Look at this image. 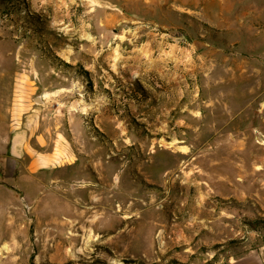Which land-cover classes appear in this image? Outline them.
<instances>
[{
	"label": "rangeland",
	"instance_id": "374dc122",
	"mask_svg": "<svg viewBox=\"0 0 264 264\" xmlns=\"http://www.w3.org/2000/svg\"><path fill=\"white\" fill-rule=\"evenodd\" d=\"M0 264H264V0H0Z\"/></svg>",
	"mask_w": 264,
	"mask_h": 264
},
{
	"label": "crops",
	"instance_id": "0c3cea01",
	"mask_svg": "<svg viewBox=\"0 0 264 264\" xmlns=\"http://www.w3.org/2000/svg\"><path fill=\"white\" fill-rule=\"evenodd\" d=\"M151 45L152 44L149 43V46H151ZM150 50L151 49L149 47V52H150ZM174 58H175V61H176V64H177V62L179 61V58H178L177 55H175ZM182 58L183 57H181V60H182ZM149 60H150L149 61L150 63H147V64L150 66L152 71H160L164 67V64L167 62L166 61V57L163 54H160L156 58H150ZM111 66H113V64ZM94 84H95L96 87L99 86V85H97L98 84L97 82H94ZM102 84H104V82H102ZM157 84H159V83H157ZM162 84H164V85L165 84H172V82H162ZM15 86H17L16 83L11 87V92H10L11 93V97H12L14 91H15L14 90ZM107 86L109 88H112V89H113V87H115L114 83H110ZM41 87H44V85L41 86ZM177 90H178V88H177ZM54 91H56V90H53V92H49L48 91V92L42 93V96L39 99L40 103L41 104H45V102L43 101L44 98H47L48 96H49L48 98H51L52 96H55ZM132 92H134V96H136L135 91L133 90ZM176 92L178 93V91H176ZM96 94L99 95V92L97 91ZM2 102H4V101H2ZM125 102L128 104L127 106H128V110L129 111H125L124 109H125L126 105L125 106L123 105V110H118L117 112L113 113V115H112L113 117L120 118L122 116V119H126L127 115L131 116V115L134 114V115H137L139 118H141V117H144V118L152 117L151 119L158 120L160 118V116H162L164 114H167V115L172 114V118L176 119V124H178L179 122L183 121V120H181V118H179V106H178V102L179 101L176 102V106H167V107H164V108H160V107H158L156 105H151L149 111L148 110H143V111L140 110L139 112L137 111L136 97L129 98L128 100H125ZM147 104L149 105L148 102H146V105ZM67 107L69 108L67 116L69 117V120H70V123H69L68 126H69L70 131H71L72 134H76L77 132L78 133L81 132L84 136L87 137L88 129L82 123V121L86 118V116H88L86 114L91 113L92 116L98 121L106 118V113H105L104 109L102 107H100V106L97 107L96 109H92L91 112L87 110L86 113L83 110L82 111H76L74 113L72 111V109H75V106L73 104H71V103ZM180 112L181 113L183 112V106L180 107ZM65 116H66V113H65ZM81 125H82V127H81ZM84 128H86V131H84ZM48 129H50V128H48ZM39 130H40V127H39ZM38 133H39V137H41V139H39V140L40 141L42 140V142H44V138H42L43 135H41L40 132H38ZM129 146L131 147V145H129ZM173 151L174 150H172L171 152H173ZM214 151L217 152L216 149ZM166 154L167 153H165V155ZM171 154H172V157L178 158V156H179L178 154H176V155H174V153H171ZM240 157H242V156H240ZM227 158H228V160H231V156L226 157V159ZM83 164H84L83 162H79L78 160H74V161L70 162L68 165H66L64 167H58V168L59 169H64V168H75L76 167L74 170L77 169L76 173L78 175H81L82 177L85 176L86 174L88 176H90L93 172L96 173L97 177H100V178L104 177L105 172H104L103 166H99L97 163H95L94 170L90 171L88 163H85L84 165ZM111 168H112L111 176L115 180V184L113 185V192L116 195H118V196H120L122 198L141 200L143 202L147 198L150 199L152 196H154V195L156 196V194L148 193V191L146 189L138 188L137 182L135 181V178H132L134 172L132 173L130 171H127L126 168L123 167V165H120V166L113 165V167H111ZM175 170H177V169H175ZM175 170H168V169L166 171L163 170L160 174L163 173V175H161V176L162 177H166L167 175L176 172ZM138 171L140 173H142V174L145 173L141 169H138ZM108 174H110V173H108ZM173 182L175 183L176 180L171 181L170 183H173ZM239 200L242 201L243 198L239 197ZM184 206H183V208H184ZM194 207L196 208L195 209L196 213L198 212L200 214L201 213V210L199 208V207H201L200 201ZM183 208H177V210L180 212L181 210L182 211L184 210ZM222 215L225 216V217H237V218L240 217V218H242L243 216H246V213L243 210H240V214L239 215L233 216L231 214V212H225ZM200 220H201V217H200ZM228 225H229V222L226 221L225 222V226H228ZM225 228H227V227H225ZM231 258H233V256H231ZM234 258H235V260H237L236 262H240L239 261L240 259L237 256L236 257L234 256ZM235 260H234V262H235Z\"/></svg>",
	"mask_w": 264,
	"mask_h": 264
}]
</instances>
